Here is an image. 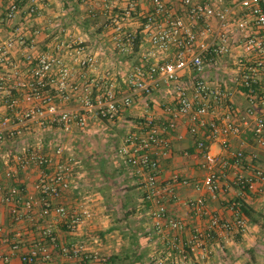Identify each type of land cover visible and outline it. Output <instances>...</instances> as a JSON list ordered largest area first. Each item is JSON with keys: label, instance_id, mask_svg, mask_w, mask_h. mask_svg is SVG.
Listing matches in <instances>:
<instances>
[{"label": "built area", "instance_id": "built-area-1", "mask_svg": "<svg viewBox=\"0 0 264 264\" xmlns=\"http://www.w3.org/2000/svg\"><path fill=\"white\" fill-rule=\"evenodd\" d=\"M142 1L149 9H141L138 0H102L99 11L89 10L90 19L98 20L93 27L102 28L114 50L123 55L135 52L138 56L136 64L125 67L114 78L107 74L90 78V72L98 63L96 52L70 36L66 27L49 24V28L55 29L51 47L32 53L35 37L42 32L37 23L38 10L32 3L24 5L18 0H6L0 11V99L5 108L14 109L18 100L23 107L17 127L7 128L9 119L0 117V142L4 135L17 137L20 133L17 128L21 126L55 129L64 135L84 132L90 120L113 121L136 97L150 99L153 93L162 92L167 99L158 106L168 115L166 122L144 118L135 132L124 136L114 154L145 173L147 190L143 200L153 206L146 237L148 241H166L165 253L157 257L158 264H176L172 257L176 250L182 261L187 260L189 254L178 245L185 231L184 224L166 208L169 201L176 199L173 188L170 184L158 183V159L169 154L164 132L173 130L178 119L186 118L188 134L193 137L201 134L195 149L204 176L192 187L196 191L204 189L212 198L221 188L217 169L227 167L228 163L210 151L209 143L216 142L228 150V138L239 136L241 126L251 121L253 140L259 146L264 145V120L256 116L253 109L255 102L264 97V0ZM4 26L9 32L1 36ZM13 51H20L18 63L11 61ZM217 67L228 73L234 90L248 103L240 123L232 122L227 116L217 123L205 120L206 115L228 101L230 95L228 89L210 84L204 75L206 70ZM73 94H77L78 105L73 109L60 107ZM149 101L155 103L154 99ZM40 148V144L17 147L7 156L14 167L4 171V177L14 181L20 172L36 167L40 176L32 189L40 196L39 215L47 217L52 212L68 234L77 233L91 218V212L84 206L69 209L53 204L70 187L72 159L59 145L50 153L41 152ZM228 152L235 166L252 168L250 175L234 177L233 184L239 193L251 191L256 182H264V172L250 164L253 157L246 160L240 148ZM60 159L64 160L63 164ZM172 181L176 182L177 178L173 177ZM0 203L18 204L20 208L14 207L11 212L13 220L19 222L29 217L36 199L22 186L0 184ZM184 205L199 216H208L204 230L194 229L189 233V253L202 251L215 233L236 235L246 228L234 206L233 218L223 219L209 214L201 197L187 200ZM42 236L46 242L39 240L20 255L22 264H48L55 238L49 230H44ZM5 242L0 228V243ZM16 250L18 246L14 243L10 251ZM59 252L69 259L88 257L98 263L107 260L87 253L81 244L60 245Z\"/></svg>", "mask_w": 264, "mask_h": 264}, {"label": "crops", "instance_id": "crops-1", "mask_svg": "<svg viewBox=\"0 0 264 264\" xmlns=\"http://www.w3.org/2000/svg\"><path fill=\"white\" fill-rule=\"evenodd\" d=\"M18 1L24 5L32 2L39 13L37 23L42 27V32L35 37L36 44L34 49L30 50L32 53L51 47L55 29L49 28V24L66 27L70 36L83 41L91 51H95L93 50L94 46L98 38L101 37L104 38L102 42L105 50L108 48L114 50L109 37H106L102 28L98 30L93 27L94 23L98 24V20L90 19L89 10L99 11L102 0ZM194 1L207 2L208 0ZM138 3L141 9H149L145 1L138 0ZM5 4L6 0H0V11ZM76 18H82L83 25H80ZM80 26L88 27V29L86 32L85 30L80 32ZM3 30L1 36L9 32L5 26ZM99 31L100 35L97 34ZM13 52L11 61L18 63L21 60L20 51ZM120 55L123 60L131 58L129 66L137 62L138 56L135 52ZM98 59L102 61L100 57ZM101 64L97 65L99 70L95 68L90 72V78L104 76V74L109 75L110 78L116 77L117 72L112 73L106 67H100ZM204 75L210 84L226 88L230 92L228 101L212 110L206 115L205 120L217 123L227 116L232 122L240 123L241 117L248 108V103L243 95L234 90L228 73L217 67L206 70ZM156 93L153 94L156 95ZM153 94L150 99H153ZM12 95L19 99L18 94L13 92ZM150 99L145 97L149 104L148 109L129 107L120 110L113 121L90 120L84 131L88 136V141L95 143L96 139L102 135L103 141H111L110 138H115L120 145L127 133L137 130L141 119L153 118L158 123H165L168 115L158 107V103L151 104ZM134 100H137V97ZM138 101L141 102L139 99ZM3 103V100L0 99V117L9 119L10 124L7 128L14 125L17 127L18 115L23 103L18 100V105L14 109L5 108ZM77 105V94H73L70 100L61 104L60 107L73 109ZM253 109L255 115L264 120V97L255 102ZM131 116L133 119H130ZM251 126L252 122L248 121L247 126H241L239 136L228 138V150H224L216 142L209 143L210 151L228 163L227 167L217 169L221 188L214 198L204 189L196 191L192 187L193 183H199L204 176V171L199 167V154L195 149V143L201 138V134L194 137L188 134L186 118L178 119L173 130H165L164 136L168 141L169 154L158 159L160 166L158 183L162 186L170 184L173 188L176 199L169 201L166 208L171 216L184 224L185 231L180 237L178 245L179 249H183L189 254V258L182 261L176 250L172 255L176 264H264V182H256L251 191L239 193L233 184L234 177L237 174L248 176L251 174L252 168L245 165L235 166L232 159L229 158L228 152L240 148L246 160L253 157L250 161L253 168L264 172V145L259 146L255 143L250 132ZM17 129L22 133L34 128L28 129L21 126ZM123 130L124 135L120 136L119 133ZM19 135L17 137L4 135V140L0 142L8 146L11 145L9 151L0 149V184L24 187L27 193L35 197L36 203L29 217L25 216L19 222L13 220L11 212L14 207L15 209L20 208L19 205L7 206L0 203V228L6 238L5 243H0V264H22L19 259L21 254L26 253L39 240L46 242L42 236L44 230H49L55 238V244L50 246L51 259L48 264H158L157 257L163 256L165 253L166 241L156 239L148 241L145 234L152 222L149 213L153 206L143 200V194L147 190L144 172L127 165L125 160L119 156L106 166L107 163L104 164L106 156L103 152L106 145L100 141L97 145V153L90 151L91 159L96 161H92L86 168L80 166L79 170H74V172L72 170L69 189L57 201H53L54 205H63L69 209L84 206L92 214L77 233L68 234L54 213L51 212L47 217L39 215L40 196L32 189V185L37 182L40 176L36 167H29L24 172H20L14 181L4 177V171L14 167L12 159L7 156L12 155L17 148L15 140ZM173 177L177 178L176 182L172 181ZM199 197L204 199L209 214L218 215L223 219H232V207L242 206L250 217L242 216L246 223V228L242 233L236 235L215 233L212 239L205 243L202 251L189 253L187 246L189 233L194 229L204 230L207 226L208 216L195 214L184 205V202ZM14 243L17 244L18 250L11 252L10 246ZM69 244L84 245L87 253L105 257L107 260L105 263H98L88 260V257L82 260L63 257L59 252V246Z\"/></svg>", "mask_w": 264, "mask_h": 264}, {"label": "rangeland", "instance_id": "rangeland-1", "mask_svg": "<svg viewBox=\"0 0 264 264\" xmlns=\"http://www.w3.org/2000/svg\"><path fill=\"white\" fill-rule=\"evenodd\" d=\"M32 3V2H31ZM27 5V4H26ZM80 25H83V20L82 18H76ZM72 22V20H69ZM79 26V24H78ZM88 29V27L84 28L82 26L79 27L80 32H82L83 30ZM82 30V31H81ZM100 30V29H98ZM88 34V33H87ZM98 35H100V31L97 32ZM88 37V35H87ZM108 38V36H106ZM86 39V38H84ZM104 39V38H103ZM102 37L98 38L94 49V52H96L97 55V59L100 57V59H102V61H100L98 59V63L97 65L101 64L100 67H106L107 70L111 71L112 73L117 72V73H121L125 67H128L130 64V60L131 58L125 59L123 60V58H121L120 53H117L116 51L112 50L111 48H108L105 50L103 42H102ZM87 43V40H86ZM124 57V56H122ZM226 64V63H225ZM96 68L99 70L100 68L96 66ZM141 100V102H137V100ZM153 99L155 101V103L161 104L163 103V101L165 99H167V96L163 95L162 92H158L156 93V95L153 94ZM137 100H134L133 103L131 104L130 108L132 107H137V108H143V109H148V99L145 100V97L140 96L137 97ZM141 103V104H140ZM151 103V102H150ZM154 104V103H151ZM159 107V106H158ZM160 108V107H159ZM130 119H133V117L131 116ZM111 126V125H108ZM34 129L25 131L20 133L19 137L17 140H15V144L17 145V147L21 146V145H36L40 144V151L42 152H52V149L54 146L59 145L61 147L65 148V154L69 155V157H71L72 159V163H73V172L74 170H79L78 168L80 166L82 167H88V165H90V163H92V161H96V160H92V154L90 151H95L97 149V145H99V142L102 141L106 147L105 150H103L105 156H106V160L104 162L107 163L106 166H108L111 161L113 159H117V156L114 155L116 148L119 146V142L117 139L115 138H110L111 141H103L104 138L102 137V135L96 139L97 142L92 143L90 141H88V136L87 134H85V132H75L72 133L70 135H64L61 134L59 132H57L55 129H36L35 127H33ZM33 130V131H32ZM30 131V132H29ZM29 132V133H28ZM110 132V130L108 129V133ZM120 136L124 135V130L122 132L119 133ZM101 138V139H100ZM92 143V144H91ZM3 145V146H2ZM11 145H6L4 143H0V149L1 150H5V151H9L11 150V148H9ZM98 148L100 149V146H98ZM94 152V153H95ZM97 153V152H96ZM60 163L63 164L64 160L60 159Z\"/></svg>", "mask_w": 264, "mask_h": 264}, {"label": "trees", "instance_id": "trees-1", "mask_svg": "<svg viewBox=\"0 0 264 264\" xmlns=\"http://www.w3.org/2000/svg\"><path fill=\"white\" fill-rule=\"evenodd\" d=\"M143 120L144 119H141L140 121H143ZM104 122H106V121H104ZM234 208H235V210L238 212V214L241 217L242 216H244V217H246V216L250 217L249 213L242 206H235Z\"/></svg>", "mask_w": 264, "mask_h": 264}]
</instances>
